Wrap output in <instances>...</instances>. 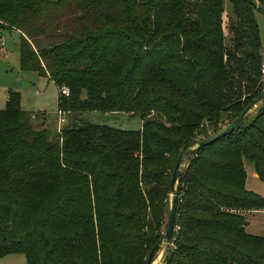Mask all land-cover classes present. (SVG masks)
<instances>
[{
  "label": "trees",
  "instance_id": "trees-1",
  "mask_svg": "<svg viewBox=\"0 0 264 264\" xmlns=\"http://www.w3.org/2000/svg\"><path fill=\"white\" fill-rule=\"evenodd\" d=\"M228 1L224 27V0H0V31L20 35V70L52 82L58 111L75 119L50 140L44 116L34 129L19 93L7 92L0 257L147 263L165 230L179 154L232 124L264 91L254 16L262 10L254 0ZM71 5L80 15L68 25L60 13ZM257 104L249 123L250 112L186 157L164 264H264V236L244 229V214L264 210V198L245 187L243 165L264 182V99ZM89 112L139 116L141 129L80 120Z\"/></svg>",
  "mask_w": 264,
  "mask_h": 264
},
{
  "label": "rangeland",
  "instance_id": "rangeland-1",
  "mask_svg": "<svg viewBox=\"0 0 264 264\" xmlns=\"http://www.w3.org/2000/svg\"><path fill=\"white\" fill-rule=\"evenodd\" d=\"M260 6L258 0H254ZM223 24L227 27L232 19L231 5L228 0H224ZM72 9L65 8L61 10L60 18L62 23L71 25L73 20L80 15V12L73 5ZM255 20L259 28V37L262 53V83L264 84V13L260 10L254 12ZM226 44L230 45V33L225 29ZM20 35L16 31H0V110L5 108L7 92L19 93L21 98V109L29 115H35L36 119L31 120L34 129L39 123L38 118H45L44 128L48 132L49 139L52 140L66 125L74 122V117L65 114L63 123H59L58 111V91L57 88L46 78L39 76L35 72H24L20 70L19 56ZM85 97L83 93L82 98ZM261 104H257L249 113L246 123H249ZM80 120L88 121L92 124L107 126L122 131H139L142 121L139 116H131L125 113H95L89 112L82 115ZM79 120V121H80ZM78 121V120H77ZM228 122L219 125L221 132L228 127ZM213 135V130H208V136ZM245 170V187L248 191L264 198V182L254 178L253 164L247 160L243 161ZM187 166L186 159L183 161L181 171ZM258 177V176H257ZM169 196L167 209L165 211L164 223L167 221L170 208ZM245 220L250 225L246 226L245 232L253 236H264V210L257 213L251 212L244 214ZM173 248L172 243H163L154 257L153 264H164V256ZM0 264H26V258L23 254H10L0 257Z\"/></svg>",
  "mask_w": 264,
  "mask_h": 264
},
{
  "label": "water",
  "instance_id": "water-1",
  "mask_svg": "<svg viewBox=\"0 0 264 264\" xmlns=\"http://www.w3.org/2000/svg\"><path fill=\"white\" fill-rule=\"evenodd\" d=\"M258 1L260 6H258L257 4L255 6L259 7L264 13V0H258ZM262 99H264V91L260 94L257 100H255L250 106L245 108L244 111H242V113L235 119V121L232 124H230L228 127H226L224 130L208 138L196 141L195 143L189 145L179 154L171 175V181L169 186L171 192V199H170V208H169L165 230L161 238L151 249L146 264H153L154 257L157 254L159 248L162 246L163 243H167L172 236L174 230V218L176 212L178 177L181 171V167L183 165V161L186 159L187 156H189L193 152L201 150L202 148L209 146L215 143L216 141L220 140L221 138H224L225 136L232 133L239 124V122L244 118V116L248 114L256 106V104L259 103Z\"/></svg>",
  "mask_w": 264,
  "mask_h": 264
},
{
  "label": "built area",
  "instance_id": "built-area-1",
  "mask_svg": "<svg viewBox=\"0 0 264 264\" xmlns=\"http://www.w3.org/2000/svg\"><path fill=\"white\" fill-rule=\"evenodd\" d=\"M61 93H62L63 95H65V96H68L69 91H68V89L63 88V89H61ZM59 113H60V112H59ZM60 114H61V113H60ZM60 116H62V114H61ZM31 118H32L33 120L36 119L35 115H32ZM63 122H64V118L60 117V119H59V123L61 124V123H63ZM57 132L60 133V130H58Z\"/></svg>",
  "mask_w": 264,
  "mask_h": 264
},
{
  "label": "crops",
  "instance_id": "crops-1",
  "mask_svg": "<svg viewBox=\"0 0 264 264\" xmlns=\"http://www.w3.org/2000/svg\"><path fill=\"white\" fill-rule=\"evenodd\" d=\"M52 83V82H51ZM53 84V83H52ZM7 98V97H6ZM6 102V101H5ZM21 105V104H20ZM61 114H59V118L60 117H62V116H65V114L64 115H62V116H60ZM65 118V117H64ZM38 121H42V119H39ZM44 121H45V118H44ZM142 125V124H141ZM253 177L254 178H257V179H259L258 177H257V175L254 173V175H253ZM257 212H259V211H255L254 213H257ZM251 213V212H250ZM249 213V214H250ZM248 225H250V222H248V224L246 225V226H248Z\"/></svg>",
  "mask_w": 264,
  "mask_h": 264
}]
</instances>
